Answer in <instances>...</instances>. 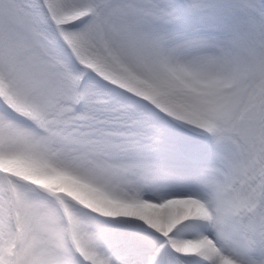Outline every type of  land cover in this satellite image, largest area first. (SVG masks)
<instances>
[{
  "label": "snow or ice",
  "instance_id": "snow-or-ice-1",
  "mask_svg": "<svg viewBox=\"0 0 264 264\" xmlns=\"http://www.w3.org/2000/svg\"><path fill=\"white\" fill-rule=\"evenodd\" d=\"M0 264H264V0H0Z\"/></svg>",
  "mask_w": 264,
  "mask_h": 264
}]
</instances>
